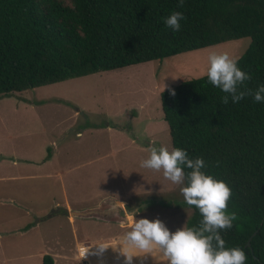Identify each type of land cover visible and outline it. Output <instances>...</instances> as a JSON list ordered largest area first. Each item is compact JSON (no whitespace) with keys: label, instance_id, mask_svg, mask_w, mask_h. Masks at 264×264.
Listing matches in <instances>:
<instances>
[{"label":"trees","instance_id":"16d2710c","mask_svg":"<svg viewBox=\"0 0 264 264\" xmlns=\"http://www.w3.org/2000/svg\"><path fill=\"white\" fill-rule=\"evenodd\" d=\"M172 11L185 17L177 32L164 24ZM243 38V87L254 90L264 83V0H0V98ZM222 95L207 76L185 81L160 94L162 112L172 147L202 156L204 171L232 188L225 246L264 264V103ZM182 204L187 226L198 225L199 211Z\"/></svg>","mask_w":264,"mask_h":264},{"label":"rangeland","instance_id":"374dc122","mask_svg":"<svg viewBox=\"0 0 264 264\" xmlns=\"http://www.w3.org/2000/svg\"><path fill=\"white\" fill-rule=\"evenodd\" d=\"M250 42L228 41L0 98V264H39L40 251L50 255L58 238L69 251V229L61 216L50 217L54 203H62L61 192L41 176L52 171L48 166L56 148L59 164L65 163L66 147L74 164L87 163L76 171L84 181L68 190L73 209L106 197L126 201L129 216L140 207L137 218H159L173 231L187 226L192 210L182 204L181 186L164 178L162 170L140 167L152 143L172 147L160 94L205 77L210 51L240 58ZM76 134L81 138L71 140ZM40 218L45 220L38 229L9 232ZM82 224H88L91 236L117 228L96 219Z\"/></svg>","mask_w":264,"mask_h":264},{"label":"clouds","instance_id":"9594fccd","mask_svg":"<svg viewBox=\"0 0 264 264\" xmlns=\"http://www.w3.org/2000/svg\"><path fill=\"white\" fill-rule=\"evenodd\" d=\"M179 5L184 0H178ZM181 11H172L164 18V24L173 32L181 29L184 20ZM207 81L218 88L223 95V104H233L245 96H251L257 103H264V83L256 89H247L244 82L251 79L250 73L239 66V58L229 51H210L207 56ZM174 94V90H173ZM140 167L161 171L163 177L175 185H180L184 202L195 206L201 215L198 225L171 230L159 218L140 217V207L130 215L125 225L129 227L120 241L119 252L124 264H133L134 257L150 255L157 261L163 259L166 264H245L247 255L241 247H226L221 230L233 227L237 214L228 209L233 195L232 188L223 180L204 171L207 162L202 156L191 157L186 149L167 145H150L147 158L140 161ZM113 210L120 214L119 201H113ZM145 205L143 206V208ZM98 259L103 258L111 246L100 240L79 249L81 258L90 253ZM112 247V246H111Z\"/></svg>","mask_w":264,"mask_h":264},{"label":"crops","instance_id":"0c3cea01","mask_svg":"<svg viewBox=\"0 0 264 264\" xmlns=\"http://www.w3.org/2000/svg\"><path fill=\"white\" fill-rule=\"evenodd\" d=\"M107 128L109 129V125L107 126ZM81 138V135L76 134L75 137L73 136L72 138H70L71 140H74ZM79 141V140H78ZM76 141V142H78ZM67 150V152H65L66 155V159H65V163L59 164L57 162L56 159H54V156L57 157L59 154V150L56 148L54 150L55 153H53V164L49 165L48 167H51L52 171L48 172V173H42L41 176L44 179H51L53 180V182H55V184L58 186L61 195H62V203L59 202H55L53 205V209L50 213V217H54V216H61L62 217V224L65 225L70 232V236H71V245L69 247V251H67V249L63 248V243L60 242L59 238L58 240L55 239L53 241L54 244V248H52L51 254L49 256L52 257L53 259V264H57L58 262H60L61 264H74L75 262L78 264H124V258L123 255L119 252V244L121 241V238L123 236V234L129 230L128 226H122L118 223H114L117 225L116 229H112L110 232H103L100 234H97L96 232L94 233V236H91L88 227V224H82L83 221H88L89 219H84V218H73L71 216H67L65 215L62 211V209H67L69 211H76V210H85L88 208H94L98 205H100L105 199H107L106 197L102 198L101 200H99L97 203H95L92 206H84L81 208H77V209H73V205L70 201V199H68L69 197V193L68 190L72 189V188H77V186L81 183V181L83 182V175L80 174L79 176L76 175V171H78L81 167L86 166L87 163H77L74 164L73 162V155L72 154H68V149L69 148H65ZM72 151V149L70 150ZM71 158V162H69L67 159ZM96 163H98V161H95ZM92 163V161H91ZM100 165V164H99ZM100 167L98 166L95 169V174L100 177L99 172L101 173V171L99 170ZM99 171V172H98ZM15 176L9 177V178H13ZM19 178V177H17ZM117 201V200H116ZM119 203H121V205L123 206V208L125 209L127 205L126 201L123 200H119ZM126 212V210H125ZM127 217H129V215L126 213ZM42 220L44 221L45 219H39L36 222H28L27 224L22 223L21 225H18L17 228L9 231V232H14V233H24L29 230L32 225H34L35 229H38V227H40ZM97 220V219H96ZM100 221V220H99ZM104 222V221H103ZM164 222V221H163ZM109 223V222H106ZM33 227V228H34ZM106 241L108 242L111 246L105 251L104 256L101 259H98V257L96 255L91 254L92 251H94L95 246H93L92 249H90V253L88 255H86L85 257L81 258L80 254H79V249L82 246H91L93 243L97 242V241ZM1 242V239H0ZM68 252V253H67ZM72 252V253H70ZM47 255L46 251H40L39 253V264L43 263V257ZM59 260V261H57ZM133 264H166V261L163 259H160L159 261H157L154 257L150 256V255H144V256H140V257H134L133 258Z\"/></svg>","mask_w":264,"mask_h":264},{"label":"water","instance_id":"95a60500","mask_svg":"<svg viewBox=\"0 0 264 264\" xmlns=\"http://www.w3.org/2000/svg\"><path fill=\"white\" fill-rule=\"evenodd\" d=\"M113 201L116 200L107 198L100 205L94 208H88L81 211H69L67 209L61 208V211L65 215L71 216L73 218L97 219L104 222L118 223L122 226H126L125 221L128 217L126 215L125 209L121 203H119L120 214H116L113 210ZM247 246H250V240L248 241Z\"/></svg>","mask_w":264,"mask_h":264}]
</instances>
